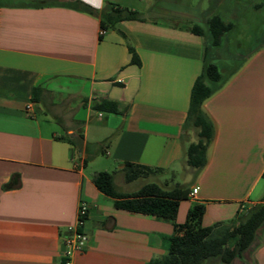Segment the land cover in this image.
I'll list each match as a JSON object with an SVG mask.
<instances>
[{"label": "crops", "instance_id": "0c3cea01", "mask_svg": "<svg viewBox=\"0 0 264 264\" xmlns=\"http://www.w3.org/2000/svg\"><path fill=\"white\" fill-rule=\"evenodd\" d=\"M75 3L98 13L114 4L142 20L104 31L100 16ZM155 9L149 0H0V264H64V239L82 202L88 243L76 264H147L185 234L195 204L205 205L201 224L210 227L237 224L263 203L264 46L203 103L214 139L205 167L189 170L197 135L185 123L206 42L191 31V16L179 23V15L158 18L164 13ZM104 100L120 112L95 111ZM126 162L159 169L150 177L166 189L198 193L180 201L174 220L120 208L91 174L115 173L119 191L129 193L117 183ZM179 167L189 177L168 185ZM230 264H264V224Z\"/></svg>", "mask_w": 264, "mask_h": 264}, {"label": "trees", "instance_id": "16d2710c", "mask_svg": "<svg viewBox=\"0 0 264 264\" xmlns=\"http://www.w3.org/2000/svg\"><path fill=\"white\" fill-rule=\"evenodd\" d=\"M75 7L91 15L100 16V26L104 31L117 30V23L123 20H142L139 12L114 4H108L101 13L81 3H75ZM232 27L231 23L225 22L218 15L211 17L206 31L211 35L212 45L218 47L223 36ZM191 31L205 36V29L198 24H195ZM128 49L132 55V63L140 65L139 57L129 43ZM228 79L229 76L224 75L218 65L208 58L206 49L203 71L193 85L185 123V131L194 130L197 135V142L190 144L187 149V163L196 171H200L207 164L208 148L214 139V124L204 111L203 103L219 91ZM33 100L37 101L35 95ZM94 110L104 113L120 112L117 103L109 100L97 103ZM122 171L125 181L131 183L140 178H148L160 170L126 162ZM114 178L115 173L107 171L91 174L95 186L113 198L116 206L173 220L177 216L180 201L187 199L190 193L188 189L178 185L166 189L156 183H146L134 192L123 193L117 188ZM204 213L205 205L195 204L188 212L183 226L186 228L185 234L181 237H171L167 255L147 264H203L212 257H219L223 263L230 264L253 244L257 232L264 224V200L262 204L249 210L237 224L220 222L203 227L201 221Z\"/></svg>", "mask_w": 264, "mask_h": 264}, {"label": "rangeland", "instance_id": "374dc122", "mask_svg": "<svg viewBox=\"0 0 264 264\" xmlns=\"http://www.w3.org/2000/svg\"><path fill=\"white\" fill-rule=\"evenodd\" d=\"M152 2L158 18L167 19L171 14L179 15L177 22H185V17L191 16L193 21L205 29L207 56L215 59L216 63L223 70L224 75L230 74L240 66L258 48L264 46V0H149ZM220 16L224 21L231 23L233 27L228 31L221 45H212V38L207 30L208 20L215 16ZM146 18L151 16L149 12L144 14ZM153 15L152 17H155ZM195 134V132H194ZM196 139V138H195ZM193 170L191 167H187ZM109 169V168H108ZM113 171V169H111ZM109 170V171H111ZM177 175L168 174V185L174 181L182 182L190 173H184V169L179 167ZM194 177V176H193ZM149 178V177H148ZM140 178L131 183H124L123 177H118L117 183L120 190L134 192L146 183H156L153 178ZM192 178V177H191ZM193 180V179H191ZM227 224L235 222H226ZM239 223V222H238Z\"/></svg>", "mask_w": 264, "mask_h": 264}, {"label": "built area", "instance_id": "2783aa9c", "mask_svg": "<svg viewBox=\"0 0 264 264\" xmlns=\"http://www.w3.org/2000/svg\"><path fill=\"white\" fill-rule=\"evenodd\" d=\"M32 104H28L26 111L31 112ZM198 193V188H194L190 193L194 197ZM89 208L86 203L82 202L77 211V222L69 234L64 239V250L62 253L64 264H76L74 258L79 252L86 249L88 243V235L83 231Z\"/></svg>", "mask_w": 264, "mask_h": 264}]
</instances>
